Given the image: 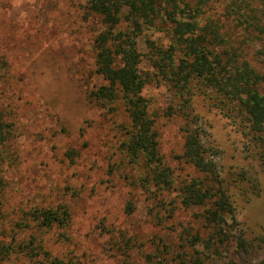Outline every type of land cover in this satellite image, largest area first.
Returning a JSON list of instances; mask_svg holds the SVG:
<instances>
[{"label":"rangeland","instance_id":"1","mask_svg":"<svg viewBox=\"0 0 264 264\" xmlns=\"http://www.w3.org/2000/svg\"><path fill=\"white\" fill-rule=\"evenodd\" d=\"M88 1L0 0V64L10 72L0 80V112L12 130L6 145L11 160L1 173L6 198L27 208L64 206L71 214V225L55 227L45 236L51 261L41 254L34 264H144L156 247L160 253L154 260L162 264L164 257L178 255L205 259L209 250L184 246L181 239L184 228L193 226L192 233L198 229L194 216L200 209H183L170 190L165 192L168 205L158 213L164 223L157 226L148 211L157 192L150 186L142 189L144 172L121 152V126L128 123L122 105L111 111L87 100L103 84L94 74L93 50L102 26L88 12ZM233 35L237 43L242 40ZM147 40L163 47L169 40L163 32L145 30L138 50L140 70L148 77L142 94L155 119L159 153L177 184L195 172L180 158L184 120L170 90L153 77ZM241 46L247 55L256 51L251 42ZM253 57L252 63L264 72V57ZM191 110L235 208L234 221H226L229 230L235 242L241 238L246 244L240 249L233 243L222 258L209 256L203 263L264 264V172L248 130L239 119L225 117L207 96H194ZM246 177L256 181L257 189ZM112 223L132 237L124 257L115 256L107 243L114 232L102 237L97 230H111ZM9 230L0 225V242H8Z\"/></svg>","mask_w":264,"mask_h":264},{"label":"trees","instance_id":"2","mask_svg":"<svg viewBox=\"0 0 264 264\" xmlns=\"http://www.w3.org/2000/svg\"><path fill=\"white\" fill-rule=\"evenodd\" d=\"M86 8L102 26L93 50L94 74L103 81L87 100L107 105L111 111L122 105L128 123L121 126V152L129 164L144 172L142 189L150 186L157 192L149 216L157 226L163 225L158 213L168 205L165 192L174 190L183 209H200L194 216L198 229L194 233L193 226L182 230L184 246L201 245L212 259L222 258L233 243L245 249V241L239 238L235 242L227 225V218L234 221L235 208L228 187L209 158L191 100L196 95L207 96L225 117L244 123L264 172V72L252 63L253 56L264 57V0H89ZM150 29L165 33L169 40L165 47L146 41L148 62L153 77L177 100L184 120L179 127L180 158L198 174L177 184L160 156L155 119L142 94L148 77L140 70L138 39ZM234 32L242 38L238 43ZM243 42H251L256 51L247 55ZM9 75V67L2 62L0 80ZM11 134V124L0 112V225L2 229L8 225L11 233L5 236L8 242H0V263L21 264L24 260V264H34L41 254L51 261V250L44 246L45 236L55 227L71 225V214L64 206L27 208L8 201L1 173L11 160L6 150ZM246 180L257 189L253 178ZM132 212V206L127 207V213ZM173 212L171 209V216ZM108 226L111 230L104 232L105 226L97 230L102 237L114 232L107 243L115 256L124 257L132 237H126V229L118 224ZM155 252L153 256L160 253V248ZM199 255L163 260L165 264H204L209 256L203 259ZM153 256H146L144 264H162Z\"/></svg>","mask_w":264,"mask_h":264}]
</instances>
